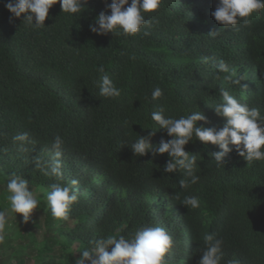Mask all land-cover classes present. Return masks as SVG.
Masks as SVG:
<instances>
[{
	"label": "trees",
	"instance_id": "obj_1",
	"mask_svg": "<svg viewBox=\"0 0 264 264\" xmlns=\"http://www.w3.org/2000/svg\"><path fill=\"white\" fill-rule=\"evenodd\" d=\"M7 2L0 0V181L13 174L28 180L46 232L40 240L33 227L16 228L17 220L7 227L12 237L0 233V251L15 249L0 255V264H75L97 240L130 238L151 226L173 239L165 264H198L206 234L223 241L220 264H264V160L247 163L230 145L229 162L218 167L209 154L218 147L193 137L186 151L197 154L199 180L182 189V170L163 171L167 154L136 156L128 146L150 131L154 145L170 139L151 119L160 109L173 118L201 111L209 120L204 126L222 128L225 118L213 108L222 102L221 88L264 116V9L222 26L211 15L218 0H162L157 12L145 14L151 27L97 35L89 25L110 12L111 0H89L80 15L63 13L57 3L41 27L27 25L25 14L10 20ZM221 61L228 72L219 71ZM105 73L119 97L100 95ZM156 87L164 95L153 101ZM20 133L34 143L14 141ZM57 136L64 141L62 178L42 171L57 159ZM53 183L78 190L67 219L51 214L46 196ZM187 196L198 197L199 207L182 205Z\"/></svg>",
	"mask_w": 264,
	"mask_h": 264
},
{
	"label": "clouds",
	"instance_id": "obj_2",
	"mask_svg": "<svg viewBox=\"0 0 264 264\" xmlns=\"http://www.w3.org/2000/svg\"><path fill=\"white\" fill-rule=\"evenodd\" d=\"M59 3L63 13L81 14L89 0H8L5 8L13 14L10 17L19 18L24 15L23 21L31 27L44 26L49 10L53 5ZM162 0H111L107 4L110 12H100L95 22L89 25L91 32L97 35L119 34L121 31L126 35H135L144 27H151L150 19H146V13L157 12L161 7ZM264 9V0H218L215 10L211 13L214 19L222 26H235L240 18L251 16L255 12ZM245 23L248 21L245 20ZM218 31H212L209 36H218ZM207 62V58H203ZM220 72H228L229 69L224 62L218 65ZM104 73L101 65L98 69ZM230 79V77H226ZM240 80L232 83L240 84ZM99 93L105 98L119 97L120 89L115 85L108 74H104L99 82ZM222 102L213 108L218 117L225 118L222 128L206 127L209 123L208 117L201 111L192 112L186 116L173 118L165 116L164 110L160 109L151 113V119L158 123L160 129L165 130L170 139L161 138L158 144L152 143V137L156 131H150L147 135H139L133 143L128 145L137 156L151 154L168 155L163 171L175 173L182 170L186 179H181L179 185L187 189L196 184L199 177L195 174L197 167V154H189L186 146L193 141V137L203 144H211L218 147L219 151L209 153L216 161L217 166H225L229 162L230 153L235 146L239 156L248 162L264 160V116L257 108H251L247 104L239 102L227 90L221 88ZM164 95L160 87L154 88L151 93L153 101ZM198 122H204L199 124ZM14 141L34 143L29 140L28 133L17 134ZM64 141L57 136L53 148L57 151V159L50 163L47 168H42L46 175L63 176L59 157ZM22 150H27L21 144ZM39 167V164L37 165ZM72 185L78 184L77 180L71 181ZM7 197L10 201L11 210L21 214L23 221L27 223L39 206L40 201L29 188L27 179L13 174L7 181ZM46 199L53 217L67 219L72 205L78 201V190L74 191L70 185L53 183ZM182 205L199 207V198L196 196L185 197ZM7 224V213L0 210V233H3ZM3 236L0 235V240ZM206 250L200 257L198 264H220L222 259L221 245L223 241L217 239L213 234L204 236ZM95 248L84 250L76 259L75 264H165V254L173 245L172 237L167 231L159 226L144 227L137 230L130 238L121 235L119 238L108 236L99 239ZM232 264V262H230Z\"/></svg>",
	"mask_w": 264,
	"mask_h": 264
},
{
	"label": "rangeland",
	"instance_id": "obj_3",
	"mask_svg": "<svg viewBox=\"0 0 264 264\" xmlns=\"http://www.w3.org/2000/svg\"><path fill=\"white\" fill-rule=\"evenodd\" d=\"M9 179H6V180H1L0 181V189L3 188L4 191H0V210H4L6 211L7 213V224L5 226V230L3 232V234H10V236L12 237L13 236V233L12 231H10L9 228L7 227H14L16 226L17 224V220H19L20 222L22 223H19L16 228L20 227V226H23V224H26V226L28 228H32V231H34V233L37 235L38 239H43L44 236H45V229H46V225L44 224L43 222V214L40 213L37 209L34 210L33 214H32V217L31 219L25 223L23 221V217L21 214H16L15 212H13L11 210V206H10V201L8 200V196L10 195V193L7 192V189H6V184H7V181ZM9 230V231H8ZM8 231V232H7ZM15 240V238H13ZM5 242H8V241H5ZM18 242L17 241H13V244H16ZM76 243L74 245H72V252L77 255L78 252L76 251ZM34 248L32 247H29L26 252L30 255L34 252ZM0 255H3V256H8V254H14L15 253V249L13 247H9V248H5V249H2L0 251ZM13 262L16 261L15 258L12 259ZM8 262V261H7ZM33 260L32 258L28 257L27 258V263H32Z\"/></svg>",
	"mask_w": 264,
	"mask_h": 264
}]
</instances>
